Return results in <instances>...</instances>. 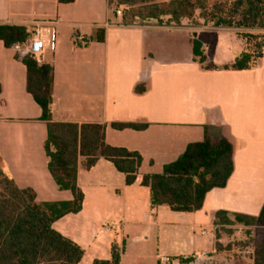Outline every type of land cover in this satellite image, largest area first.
<instances>
[{
	"label": "crops",
	"instance_id": "obj_1",
	"mask_svg": "<svg viewBox=\"0 0 264 264\" xmlns=\"http://www.w3.org/2000/svg\"><path fill=\"white\" fill-rule=\"evenodd\" d=\"M116 9L108 0H0V24L26 27L28 41L35 23L54 29V46L36 58L53 67L52 120L101 124L108 145L141 156L131 185L109 160L99 157L84 169L79 158L82 207L52 227L83 249L78 264L109 260L114 244L122 250L119 264H252V244L226 232L249 226L215 223L214 214L256 216L264 203V56L247 69L223 68L246 52L254 57L257 47L241 34L257 41L264 29L214 27L201 17L194 25L168 17L124 24ZM97 30L102 41L92 39ZM193 38L215 69L193 59ZM222 45L229 53L236 46L238 54L209 61L208 52ZM20 49L0 40L2 168L19 188L32 189L36 201L69 202L72 193L57 187L46 166L47 123L26 90V69L15 56L24 54ZM204 127L232 142L233 169L224 187L209 190L193 212L152 204L142 176L161 173L189 143L202 140Z\"/></svg>",
	"mask_w": 264,
	"mask_h": 264
},
{
	"label": "trees",
	"instance_id": "obj_2",
	"mask_svg": "<svg viewBox=\"0 0 264 264\" xmlns=\"http://www.w3.org/2000/svg\"><path fill=\"white\" fill-rule=\"evenodd\" d=\"M70 3L73 0H57ZM110 7H123L122 22L156 20L178 23L182 18H192L196 10L206 23L214 27L235 29H264V0H108ZM251 40L252 34L242 33ZM30 32L24 26L0 24V40L6 47L22 45ZM257 36H255L256 38ZM103 40V30L92 37ZM193 59L206 69L216 66L206 63L202 44L191 40ZM26 69V90L41 110L40 119L47 123L44 151L47 169L60 190H70L69 202H38L30 188H19L8 177L0 160V264H78L83 249L56 231L52 224L66 213L77 212L82 207L83 193L77 185L78 160L89 169L103 157L125 175V184L131 185L137 177L141 156L124 147L108 145L101 124H76L52 120L53 67L40 63L31 54L16 53ZM256 59L246 52L224 69H247ZM136 92L143 89L135 87ZM1 91V87H0ZM114 128L142 129L145 124L114 123ZM233 146L227 134L214 136L204 127L201 141L189 143L173 161L163 166L161 173L145 174L141 185L149 187L151 203L166 205L174 212H193L203 203L205 194L216 187H224L233 169ZM217 211L214 222L227 225L242 224L258 229L249 243L253 246L252 264H264V203L258 215H244ZM232 233L231 229H226ZM248 243V242H247ZM121 249L115 244L109 260H94L92 264H119ZM188 262L190 258H181Z\"/></svg>",
	"mask_w": 264,
	"mask_h": 264
},
{
	"label": "built area",
	"instance_id": "obj_3",
	"mask_svg": "<svg viewBox=\"0 0 264 264\" xmlns=\"http://www.w3.org/2000/svg\"><path fill=\"white\" fill-rule=\"evenodd\" d=\"M116 13L120 15L121 11L116 9ZM54 41L55 32L52 27L35 23L31 33V39L22 45H16V47H20V50H22L24 54L31 53L37 58L46 47L52 48L54 46ZM258 41L260 44L254 50V58L256 60L264 56V39L259 38Z\"/></svg>",
	"mask_w": 264,
	"mask_h": 264
},
{
	"label": "rangeland",
	"instance_id": "obj_4",
	"mask_svg": "<svg viewBox=\"0 0 264 264\" xmlns=\"http://www.w3.org/2000/svg\"><path fill=\"white\" fill-rule=\"evenodd\" d=\"M210 1H213V0H210ZM120 11H121V16L123 14V7H119ZM199 11L196 10L195 12V15L192 17V18H187V24H197V19L199 18V15H198ZM137 23H140V21H136ZM132 24V23H131ZM253 35V34H252ZM251 41L253 42L254 46L258 47L260 42L257 40H255V35L251 36L250 37ZM222 42H224V38H221ZM223 48L222 49H212L208 52L207 54V59L211 62H214V63H218L220 61H225V60H230L229 58L232 56V54L234 55L235 52H236V46H233V51L229 53V51L225 50L224 49V45H222ZM238 53H236L235 55H237ZM231 229L232 231L235 230V232H237L236 235H234V239H240L238 240L239 242H241L242 244L244 242H250L251 241V238L256 234L258 233V229H256L254 226H249V227H246V228H240V229H236V228H229ZM241 244V245H242ZM244 246V245H243ZM242 246V248H243ZM251 247V245H250Z\"/></svg>",
	"mask_w": 264,
	"mask_h": 264
}]
</instances>
